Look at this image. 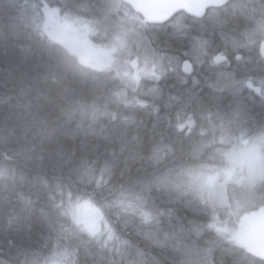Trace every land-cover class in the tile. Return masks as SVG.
<instances>
[{"label": "trees", "instance_id": "trees-1", "mask_svg": "<svg viewBox=\"0 0 264 264\" xmlns=\"http://www.w3.org/2000/svg\"><path fill=\"white\" fill-rule=\"evenodd\" d=\"M234 1L140 27L171 62L138 84L84 65L50 36L46 10L80 20L76 0H0V264H264L238 231L264 207V178L184 180L224 173L241 136L264 134V35L249 42L262 15L242 16ZM240 114L247 126L234 123ZM82 201L103 214L95 235L72 213Z\"/></svg>", "mask_w": 264, "mask_h": 264}, {"label": "rangeland", "instance_id": "rangeland-1", "mask_svg": "<svg viewBox=\"0 0 264 264\" xmlns=\"http://www.w3.org/2000/svg\"><path fill=\"white\" fill-rule=\"evenodd\" d=\"M75 5L80 20L73 16H62L59 9L46 10L47 28L50 36L77 53L84 65L96 70L106 68L121 69L126 75L132 76L140 84L143 77L149 73L156 75L155 69L166 70L171 62L165 57L154 55L150 38L145 36L140 27L153 31V28L138 19L136 14L125 4L118 0H76ZM248 1L253 3L248 5ZM240 14L249 16L256 12L260 16L252 22L254 29L249 37L250 45H255L257 40L264 35V3L256 0H235L232 6ZM217 12H212L208 21H213ZM183 18L178 21L181 22ZM240 24V21L238 22ZM182 34V33H180ZM71 42L63 41L62 37ZM79 40L77 44L75 41ZM189 43L187 40H180ZM204 47L209 48L212 40H202ZM190 51L199 55L196 48L190 46ZM132 57V58H129ZM262 83L257 84L261 87ZM264 94V93H263ZM264 99V95H263ZM251 105L239 104V111L251 109ZM238 111V112H239ZM264 116H260L262 118ZM237 125L247 126L246 114L235 118ZM246 123V124H245ZM224 158V173H216L210 177L206 172L187 174L184 179L191 188L229 185L230 183H255L257 179L264 178V134L245 139L242 136L234 144ZM74 218L86 230L97 234L106 228L104 217L100 209L88 201L78 203L72 212ZM242 223L238 229L241 233Z\"/></svg>", "mask_w": 264, "mask_h": 264}, {"label": "water", "instance_id": "water-1", "mask_svg": "<svg viewBox=\"0 0 264 264\" xmlns=\"http://www.w3.org/2000/svg\"><path fill=\"white\" fill-rule=\"evenodd\" d=\"M130 5L133 10L144 17L150 24L162 25L167 23L172 17L180 12L198 18L202 17L208 8L221 7L230 0H122ZM259 54L264 58V40L259 46ZM217 63L225 59L216 56ZM182 71L186 74L192 70V63L188 60L182 66ZM247 88L259 93V88L254 87L252 82L247 84ZM240 239L244 245L248 246L256 255L264 257V207L256 211L247 213L242 220Z\"/></svg>", "mask_w": 264, "mask_h": 264}, {"label": "flooded vegetation", "instance_id": "flooded-vegetation-1", "mask_svg": "<svg viewBox=\"0 0 264 264\" xmlns=\"http://www.w3.org/2000/svg\"><path fill=\"white\" fill-rule=\"evenodd\" d=\"M176 16H177V14H176L171 20H173ZM62 39H63V41H66V43L70 44V46H72L71 42L68 41V40L65 38V36H63ZM75 42L78 44V43H79V40H76ZM225 59H226V58H225Z\"/></svg>", "mask_w": 264, "mask_h": 264}]
</instances>
